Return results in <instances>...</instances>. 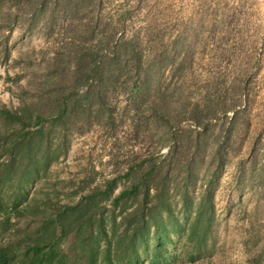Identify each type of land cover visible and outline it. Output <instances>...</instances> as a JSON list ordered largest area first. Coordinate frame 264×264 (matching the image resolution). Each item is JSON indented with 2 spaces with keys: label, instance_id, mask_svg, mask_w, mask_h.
Segmentation results:
<instances>
[{
  "label": "rangeland",
  "instance_id": "1",
  "mask_svg": "<svg viewBox=\"0 0 264 264\" xmlns=\"http://www.w3.org/2000/svg\"><path fill=\"white\" fill-rule=\"evenodd\" d=\"M90 1L0 0V110L19 117L0 116V248L20 264L81 197L113 182L101 203L108 212L150 163L159 179L182 183L197 162L196 197L218 173L212 237L195 253L175 236L167 264H264V0ZM81 54L119 55L131 74L75 86ZM203 128L199 153L192 145ZM19 134L51 161L28 183L26 158L7 150ZM175 138L183 148L170 151ZM215 140L221 156L211 160ZM129 167L138 168L128 176Z\"/></svg>",
  "mask_w": 264,
  "mask_h": 264
},
{
  "label": "trees",
  "instance_id": "2",
  "mask_svg": "<svg viewBox=\"0 0 264 264\" xmlns=\"http://www.w3.org/2000/svg\"><path fill=\"white\" fill-rule=\"evenodd\" d=\"M88 5L90 0H81ZM139 59L134 58V68L140 76L145 75L139 67ZM76 76L73 85L91 87L92 84L107 86L114 84L116 74L130 75L127 66L122 65L119 55L103 60L97 54H81L74 61ZM144 85H147L144 82ZM140 90V88H137ZM135 89V91H137ZM90 101V91L83 99ZM80 102L72 104L79 109ZM68 105L57 108L55 119L61 121L68 113ZM0 116L7 119H19L8 111L0 110ZM38 118V119H37ZM36 118L41 121V116ZM231 129L226 133L229 141ZM207 129L203 128L194 140L193 148L206 151ZM43 139L42 131L38 132ZM31 139L26 134H19L10 144L8 152L15 159V151L22 152L27 160V170L23 174L26 183L48 168L50 159L42 155L40 147H31ZM219 140H215L211 160L221 156ZM172 150L183 148L178 138L173 141ZM40 155L39 160L36 157ZM208 164V169L210 168ZM138 176L137 181L121 191L111 202V211H105L101 204L113 190V182L107 183L103 191L92 192L81 197L79 201L60 210L55 218L48 222L52 233L42 244L28 246L24 252L25 260L20 264H167L169 248L174 237H185L191 251L199 253L204 250L212 237L215 221V178L213 175L204 183L203 190L196 197L190 189L201 164L189 163L183 172L182 183L159 179V170L155 163ZM138 167H129L127 175H132ZM179 167V172H180ZM264 182V170L259 175ZM4 179L0 177V185ZM0 202V215L3 211ZM103 209V210H102ZM16 254L11 248H0V264H11Z\"/></svg>",
  "mask_w": 264,
  "mask_h": 264
}]
</instances>
